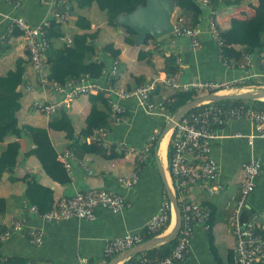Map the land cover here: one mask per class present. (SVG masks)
Segmentation results:
<instances>
[{"label":"crops","instance_id":"1","mask_svg":"<svg viewBox=\"0 0 264 264\" xmlns=\"http://www.w3.org/2000/svg\"><path fill=\"white\" fill-rule=\"evenodd\" d=\"M259 0H244L240 6H225L221 2L215 6L212 12L221 32L229 29L232 19L253 21L259 15ZM50 9L41 4V0H28L18 10H13L6 3L0 4V37L6 32L9 18L22 17L29 24L36 26L48 18ZM78 14H82L91 24V31L99 30L97 41V55H100L102 46L112 44L119 50L117 86L122 89H132L152 77L165 74L161 71L162 55L168 57L174 55L181 60V82L192 80H230L241 76H251L244 81L243 86L234 93L251 92L252 89L245 87L264 86V61L254 58L251 68L245 72L237 69H227L220 56L218 47L204 33L201 36L202 46L193 51L187 40L174 39L170 35L149 41L143 46H128L123 39L126 36L124 29L110 27L108 15L100 11L96 4L88 10L74 12L62 27L64 35L61 37L65 42L71 39L74 33L80 32L75 26ZM181 15L188 18L190 13L182 11ZM67 43V42H66ZM0 76L13 70L18 60H23L25 76L23 82L33 84L34 78L29 67L28 56L25 52L24 41L20 36L12 38L8 45L0 47ZM154 49L152 58L138 59L139 51L148 52ZM234 50H239L235 48ZM35 87L33 93H25L23 84L18 87L22 91L21 108L17 113L20 125L46 128L48 136L56 152L59 154L67 149L65 134L48 128L50 117L43 116L31 108L33 100H54L57 96L49 95ZM156 90L155 99L173 94V91L165 86H159ZM158 89V88H157ZM160 96V97H159ZM262 100H247L245 105L254 106ZM223 102V101H222ZM125 113V122L112 128L110 138L116 142H122L127 146L141 149L149 137L155 132L161 134L163 124H166L164 116H150L134 100L120 102ZM92 104L87 96H81L65 109L75 136L80 142L79 132L85 127V120L90 112ZM99 107V106H98ZM216 138L211 143V156L216 161L219 169L218 183L222 185L219 195H209L205 190L192 188L188 192L190 201L199 204L202 208L211 212V227L195 226L187 258L179 264H230L234 260L235 239L229 228V219L232 206L229 207L232 196L236 195L243 178V165L251 158L261 162V174L256 181V187L243 204L241 221L244 222L249 216H256L258 222H264V139L248 136L255 134V127L248 121H232L222 127L213 129ZM157 139L156 147L144 164L137 184L132 188H126L119 184L118 179L129 177L134 165L130 157L115 151V157L111 158L102 153L86 155L81 159L86 160L89 173L81 167L76 160H80L74 153L72 171L69 174L70 181L60 184L47 177L41 170L34 157L23 155L34 148L30 140L8 138L6 144L17 141L20 144L21 157L19 164L13 172L18 181L12 182L9 174L5 173L0 182V198L6 199V212L0 216V227L5 230L11 219L25 216L29 226L43 228L45 231L44 243L40 247L29 244L26 229L14 234L2 242L0 254L5 257H23L35 264H79L85 260L86 264H97L102 258L103 248L106 242L121 237L127 233H139L147 236L144 226L157 212L161 198L167 190L173 192L174 187L169 174L168 138ZM240 134L241 136H236ZM167 139V141H166ZM166 141V143H165ZM34 178L41 185L53 191L54 201H59L72 196L76 192H84L90 189H106L121 194L126 207L114 215L103 209L95 210V219L92 221L70 218L47 224L32 218L27 211V203L23 198L25 181ZM174 194V193H173ZM175 196V195H174ZM207 206V207H205ZM174 222V211L172 221ZM162 233H167L169 227ZM160 234V235H162ZM159 236V235H158ZM144 242V240H143ZM144 251L136 254L119 264H126L137 257L144 255ZM115 258V257H114ZM235 263V261H234Z\"/></svg>","mask_w":264,"mask_h":264},{"label":"built area","instance_id":"2","mask_svg":"<svg viewBox=\"0 0 264 264\" xmlns=\"http://www.w3.org/2000/svg\"><path fill=\"white\" fill-rule=\"evenodd\" d=\"M26 1L28 0H0V4L4 2L13 10H18ZM41 4L50 9L48 18L36 26L29 24L22 17L9 18L6 32L0 37V45L11 43L14 30L21 32L25 52L29 59V67L34 78L33 84L23 82V91L33 93L35 85L49 95L60 97L54 100L44 98L32 101V110L43 116L50 117L55 112L68 109L72 102L84 95L102 94L104 96L109 107L110 125L96 129L92 137L81 139L86 144L95 145L107 155L117 151L130 157L134 165L130 176L118 179L119 184L123 187L130 189L137 184L144 164L156 147L160 133L155 132L151 135L146 145L141 149L113 141L110 138L112 128L125 122V111L120 105L121 101L134 100L146 114L164 116L168 121L170 116L165 113V109L175 102V98L163 96L158 100H152V96L159 86L163 85L173 93L194 92L198 97H202L210 93L222 94L237 91L243 86L244 81L251 78V76H241L230 80L197 79L181 82L179 80L182 73L181 60L176 58L178 71L175 75L160 74L132 89H122L114 84L113 79L118 74V61H113L109 69L102 71L104 76L99 81L92 80L89 75L85 74L67 82L64 86L52 84L47 80L46 72V53L50 45L47 31L52 23L60 27L66 26L71 17L72 0H41ZM201 4L208 6V1L202 0ZM204 33L218 47L221 56L224 42L221 39L218 23L211 11L199 16L194 21L191 20V17L179 16L175 21H172V31L169 35L174 39L187 40L189 47L196 51L202 46L201 36ZM60 40L63 38L60 37ZM65 42L69 43L70 40ZM254 58L264 61V51L255 54L242 51L238 62L229 61L221 56L227 69H237L239 72H245L251 68ZM232 121L251 122L255 127V134L248 136V139H264V110L244 104L222 106L217 103H204L197 110L184 115L174 126L169 133V145L172 148L169 174L174 187L173 193L181 210V227L176 234L175 246L164 257L140 256L126 264H179L189 254L194 227L203 226L205 229H209V210L190 201L188 192L192 188H198L205 190L211 196L221 193L222 185L217 180L218 165L211 156V143L216 138L213 129ZM57 155L68 174H71V162L74 159L72 152L65 149ZM76 162L88 173L90 172L86 160L80 159ZM261 168V162L256 158H251L243 165V178L239 190L228 203L229 207H233L228 224L235 239V264H264V222H258L256 216H249L244 222L241 221L243 204L254 191L256 181L261 174ZM125 207L126 201L121 194L106 189H90L60 199L47 212L40 213L36 206L28 207L27 211L32 218L38 221L55 224L70 218L92 221L95 219L96 209H103L118 215ZM173 211V205L168 195L164 193L157 212L144 226L147 235L158 236L172 221ZM24 229H26L30 245L42 246L45 238L44 229L29 226L28 218L25 216L10 220L6 229L0 234V242ZM143 240L144 237L139 233H127L106 242L102 258L97 264H109L118 254L130 250L142 243ZM79 264H86V261L82 259Z\"/></svg>","mask_w":264,"mask_h":264},{"label":"trees","instance_id":"3","mask_svg":"<svg viewBox=\"0 0 264 264\" xmlns=\"http://www.w3.org/2000/svg\"><path fill=\"white\" fill-rule=\"evenodd\" d=\"M201 1L202 0H174L172 21L182 16V11H188L190 13L189 17L194 21L199 16L206 14L209 10L215 9V6L220 2L225 6L237 7L240 6L244 0H207L208 6H203ZM93 4H96L100 11L107 13V24L110 27L114 29H124L126 33L123 39L124 43L128 46H134L135 33L129 28L118 27L115 20L120 15L131 13L138 7L145 6V0H72V13L79 12V10H88ZM258 9L259 15L253 21L232 19L229 29L225 32H221V39L224 42L221 56L229 61L238 62L242 51L249 54L264 51V0H259ZM75 26L80 32L74 33L69 43L60 41V37L64 35L62 27L52 23L47 31L50 45L46 53V72L47 80L52 84L55 83L64 86L67 82L80 78L85 74L89 75L92 80L99 81L104 76L102 71L109 69L113 61H118L120 52L115 49L112 44L100 47L102 53L97 55V41L100 31H91L90 22L82 14L77 15ZM16 36L22 38L21 32L14 30L13 38ZM149 41H155V39L149 36L144 42L143 47H145ZM235 48L239 50H234ZM153 51V48L144 53L140 50L138 59L144 60L145 57L148 56L152 58ZM161 59L163 64L161 71L168 76L175 75L178 71V66L175 62L176 57L174 55L168 57L162 55ZM24 64L23 60H18L13 70H9L6 74L0 76V182L5 173L9 174L10 181H18L17 177L13 175V172L19 164V158L22 156L20 144L17 141L7 144L5 142L8 138L18 140L25 137L30 140L34 148L26 152L23 156L34 157L47 177L57 183L66 184L70 181L69 174L57 158L58 153L50 141L48 130L46 128H37L29 125L22 126L19 123L17 113L21 108L23 93L18 90V87L23 84L26 70ZM118 76L119 72L113 79L115 85H117ZM159 89H161V87H158L157 91ZM84 96H87L92 106L85 120V127L79 132L78 137L82 139L92 137L96 129L110 125L109 107L104 96L102 94ZM169 96L175 98V102L168 105L165 109V113L170 117H172L181 106L198 98L194 92H175ZM58 98L60 97H56V99ZM154 98L155 96L153 95L152 100H154ZM243 102L244 101L226 100L218 102L217 104L222 106H234L244 104ZM253 107L264 110V102L257 101V104ZM197 109L198 108H195L192 111ZM164 126L165 123L162 129ZM48 128L63 132L67 142L65 147L80 159L86 155H94L97 153L107 155L95 145L86 144L85 142L82 143L76 138L73 126L65 109L55 112L50 116ZM167 154L170 161L172 156V148L170 145L168 146ZM107 156L113 158L115 154L111 153ZM24 181L26 184L23 198L28 205L27 208L36 206L40 213H44L54 207L57 201H54L53 191H51V189L41 185L34 178ZM6 205V199L0 198V216H3L6 212ZM168 226L169 224L160 234H162ZM210 227L211 214L209 219V228ZM2 229L4 228L0 227V234L4 231ZM153 237L155 236L147 235L144 237V241ZM175 243L176 237L167 243L145 250L144 255H141L148 257H164L171 252ZM1 245L2 242H0V247ZM128 262H130V260ZM0 264L35 263L27 258L5 257L0 254ZM230 264H235L234 260L231 261Z\"/></svg>","mask_w":264,"mask_h":264},{"label":"water","instance_id":"4","mask_svg":"<svg viewBox=\"0 0 264 264\" xmlns=\"http://www.w3.org/2000/svg\"><path fill=\"white\" fill-rule=\"evenodd\" d=\"M174 12V0H145V6H140L131 13L120 15L115 23L118 27L129 28L135 33V45L143 46L146 39L150 36L155 40L168 36L172 31V17ZM252 89L245 93H210L181 106L177 112L166 122L160 140L165 134L170 133L174 126L183 118L184 115L198 108L204 103H218L226 100H262L264 98V86L245 87ZM167 195L173 205L174 222L169 227L170 230L162 235L155 236L146 240L130 250L118 254L109 264H119L133 255L139 254L149 248L169 242L176 237L181 227V210L177 200L171 190H167ZM169 229V228H168Z\"/></svg>","mask_w":264,"mask_h":264},{"label":"bare ground","instance_id":"5","mask_svg":"<svg viewBox=\"0 0 264 264\" xmlns=\"http://www.w3.org/2000/svg\"><path fill=\"white\" fill-rule=\"evenodd\" d=\"M168 135H169V133L165 134L164 137H163V140H164L165 138H167ZM166 141H167V139H166ZM166 141H165V143H166ZM171 227H172V224H171Z\"/></svg>","mask_w":264,"mask_h":264},{"label":"rangeland","instance_id":"6","mask_svg":"<svg viewBox=\"0 0 264 264\" xmlns=\"http://www.w3.org/2000/svg\"><path fill=\"white\" fill-rule=\"evenodd\" d=\"M168 138V137H167Z\"/></svg>","mask_w":264,"mask_h":264}]
</instances>
